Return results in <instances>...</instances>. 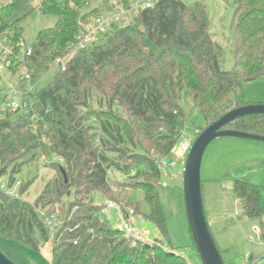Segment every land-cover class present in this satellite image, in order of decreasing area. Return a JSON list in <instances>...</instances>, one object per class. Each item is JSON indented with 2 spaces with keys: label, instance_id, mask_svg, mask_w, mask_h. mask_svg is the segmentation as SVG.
Segmentation results:
<instances>
[{
  "label": "trees",
  "instance_id": "1",
  "mask_svg": "<svg viewBox=\"0 0 264 264\" xmlns=\"http://www.w3.org/2000/svg\"><path fill=\"white\" fill-rule=\"evenodd\" d=\"M121 1L128 5V0ZM233 1V64L227 69L221 67L224 49L213 38L201 1L155 0L135 15L134 24H114L98 42L78 51L38 92L35 102L25 91L27 111H0V177L8 174L9 186L38 151L64 161L52 162L56 175L33 202L0 188V239L39 250L50 238L40 211L51 214L59 204L67 217L77 206L51 241L54 264H189L185 256L167 251L160 238L149 244L134 242L109 227L98 217L102 206L90 200L99 192L124 211L131 205L125 194L113 190L108 172L129 175L130 180L117 187L123 193L144 191L149 214L143 216L166 237L157 163L172 153L186 128L183 95L201 110L206 126L247 104L245 84L264 76V0ZM87 2L65 0L61 6L56 0L41 1V12L57 20L38 32L31 53L24 56L30 77L49 70L57 57L65 55L82 23L101 9L82 13ZM10 14V5L0 8V39L16 56L23 37L16 21H4ZM225 128L264 135V114L239 117ZM137 164L143 168L136 169ZM20 187L22 194L28 184ZM232 189L247 216L261 217L257 185L236 179ZM131 207L139 212L138 205ZM76 223L78 228L64 229ZM248 264H264V252L249 258Z\"/></svg>",
  "mask_w": 264,
  "mask_h": 264
},
{
  "label": "rangeland",
  "instance_id": "2",
  "mask_svg": "<svg viewBox=\"0 0 264 264\" xmlns=\"http://www.w3.org/2000/svg\"><path fill=\"white\" fill-rule=\"evenodd\" d=\"M41 1L0 0V8L6 5L11 6V14L5 17L4 21H16L17 26L22 30V51L33 44L41 29L53 26L57 20L56 16L41 12ZM56 1L64 6L65 0ZM111 1L88 0L80 11L84 13L96 7L102 8ZM182 1L187 4L201 1L206 6L213 38L224 49V60L221 67L223 69L231 67L233 64L231 21L235 8L234 1ZM135 15L127 13L118 22V25L134 24ZM0 41L3 44L0 49L1 100L5 98L6 94L12 93L9 99L14 98L21 101L26 91L31 93L30 99L35 102L38 92L46 87L59 71L58 65L54 63L49 70L41 72L35 77L25 78L26 67L22 66V63L16 58L12 48L1 39ZM243 99L247 103H264V76L245 84ZM180 103L186 113L185 130L188 132V138L193 137L192 144L197 136L196 130L199 127H205V118L201 110L194 106L187 96L183 95ZM91 107H97L95 99L91 101ZM92 122L95 123V121ZM55 161L59 162L58 156L46 155L38 151L34 160L24 164L21 171L15 175L17 180L11 185L13 195H20L23 199L33 202L44 184L56 175V170L51 165ZM181 167L174 168L171 174L180 172ZM135 168L142 169L143 164H137ZM135 171L134 169L131 174H134ZM178 177H165L164 180L167 181L168 186L158 187L166 217L167 235L163 237L155 223L143 216L149 214V204L145 200L144 191L128 189L126 193H123V189L117 187V184L129 181V175L115 170L108 172V180L113 185V190L121 192L122 195L125 194L126 202L131 206L138 205L141 216H134L132 225L140 233H143L140 237L142 242L149 244L156 238H160L167 251L185 256L189 264H202L193 245L187 222L182 175ZM201 179L205 216L224 264H248L249 258L264 252V141L236 137H219L213 140L207 146L202 158ZM236 179H246L258 186L261 217H249L243 212L239 200L233 194L232 187ZM0 181L8 185V174L1 176ZM20 183L28 184L27 190L22 194L20 193ZM102 198L106 199L99 192H93L90 202L103 206ZM54 208L60 211L59 204H56ZM98 217L111 228L123 227L124 213L122 209L110 208L108 215L100 211ZM0 246L17 264H54L55 251L50 242L41 243L39 250H33L14 241L1 238Z\"/></svg>",
  "mask_w": 264,
  "mask_h": 264
},
{
  "label": "built area",
  "instance_id": "3",
  "mask_svg": "<svg viewBox=\"0 0 264 264\" xmlns=\"http://www.w3.org/2000/svg\"><path fill=\"white\" fill-rule=\"evenodd\" d=\"M154 2L155 0H128V5L125 6L121 0H112L109 6H103L97 14L92 15L87 19V21L82 23L81 29L76 35L75 39L69 42L66 54L61 57H57L54 63L58 65L60 70H65L68 62L76 55L78 51L86 49L90 45L98 42L99 39L105 33H107L114 24H118V22L121 21L127 13L137 14L144 8L152 7L154 5ZM22 43L23 41L21 42V46ZM2 46L3 44L0 41V49ZM30 53V47L25 49L24 51H22V49L20 48V51L18 55H16V58L22 63V66H24V56L29 55ZM24 73L25 78H30L27 70H24ZM10 94L12 95V93H8L6 94L7 96L4 99L0 100V111H27L30 108V102L25 97L23 98V100L19 101L14 98L9 99ZM197 132L198 130H196V133ZM187 133L188 132L184 129L181 132L179 140L174 146L172 153L169 156L160 158L157 163V167L160 172V185L162 187L168 186L167 181L164 180L165 177L170 176L173 178H177L178 176L182 175L181 172L183 173L185 158L193 139V137L188 138ZM59 162L63 163V158L59 157ZM178 165L182 166L181 171L178 172V174H171V171ZM0 188L4 189L8 194L13 195L11 186L7 185L6 183L0 181ZM113 207H117L119 210H121V207L117 203L109 199H105L100 211L108 215L109 209ZM77 208V206L74 207L72 212ZM72 212L67 217H64L58 210H55L51 214H47L44 210L40 211V214L43 216L44 224L49 232L50 238L48 242L51 243L56 234L62 228V225L65 224L66 221L70 220ZM123 213V227L118 226L117 229L121 230L125 236L133 238L134 242H136V240H141L140 237H142L143 233H140L132 225L134 216H141L140 213L131 206L126 207ZM79 226L80 224L76 223L73 227L66 225L64 229L71 231L78 228ZM88 231L92 232L91 229H88ZM73 243H77V238L73 240Z\"/></svg>",
  "mask_w": 264,
  "mask_h": 264
},
{
  "label": "water",
  "instance_id": "4",
  "mask_svg": "<svg viewBox=\"0 0 264 264\" xmlns=\"http://www.w3.org/2000/svg\"><path fill=\"white\" fill-rule=\"evenodd\" d=\"M252 114H264V103H247L226 111L197 134L185 158L182 173L185 212L192 241L202 264H224L204 212L201 179L202 158L207 146L219 137L264 141V135L225 128L231 121ZM61 169L64 170L62 166ZM0 264L17 263L0 248Z\"/></svg>",
  "mask_w": 264,
  "mask_h": 264
},
{
  "label": "crops",
  "instance_id": "5",
  "mask_svg": "<svg viewBox=\"0 0 264 264\" xmlns=\"http://www.w3.org/2000/svg\"><path fill=\"white\" fill-rule=\"evenodd\" d=\"M179 166H180V165H178L177 168H179ZM177 174H178V173H177ZM177 178H179V177H177ZM102 199H103V198H102ZM104 201H105V199H103V203H104Z\"/></svg>",
  "mask_w": 264,
  "mask_h": 264
}]
</instances>
